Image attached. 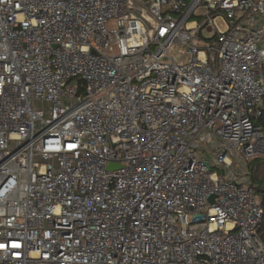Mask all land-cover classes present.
Listing matches in <instances>:
<instances>
[{"label": "built area", "instance_id": "1", "mask_svg": "<svg viewBox=\"0 0 264 264\" xmlns=\"http://www.w3.org/2000/svg\"><path fill=\"white\" fill-rule=\"evenodd\" d=\"M263 103L264 0H0V264H264Z\"/></svg>", "mask_w": 264, "mask_h": 264}, {"label": "trees", "instance_id": "2", "mask_svg": "<svg viewBox=\"0 0 264 264\" xmlns=\"http://www.w3.org/2000/svg\"><path fill=\"white\" fill-rule=\"evenodd\" d=\"M257 123L264 127V103L261 117L257 120ZM252 168L250 167V178L252 186L254 187L257 194L260 195V204L263 209V221L262 229H264V174L261 175V168L264 166V162L261 160L254 159L251 162ZM250 165V166H251Z\"/></svg>", "mask_w": 264, "mask_h": 264}, {"label": "rangeland", "instance_id": "3", "mask_svg": "<svg viewBox=\"0 0 264 264\" xmlns=\"http://www.w3.org/2000/svg\"><path fill=\"white\" fill-rule=\"evenodd\" d=\"M181 47H172L171 49H170V53H171V55H173V56H175V57H180V51H181ZM263 128V130H264V127H262ZM258 160H261V161H263L264 162V158H258ZM264 174V166L261 168V175H263ZM249 175H250V173H249ZM258 195V197H260V195L259 194H257ZM264 229H262L261 230V232H260V234H261V236L263 235V237H264Z\"/></svg>", "mask_w": 264, "mask_h": 264}, {"label": "water", "instance_id": "4", "mask_svg": "<svg viewBox=\"0 0 264 264\" xmlns=\"http://www.w3.org/2000/svg\"><path fill=\"white\" fill-rule=\"evenodd\" d=\"M113 166V164L112 163H110L107 167L108 168H110V167H112ZM211 200V199H210Z\"/></svg>", "mask_w": 264, "mask_h": 264}]
</instances>
